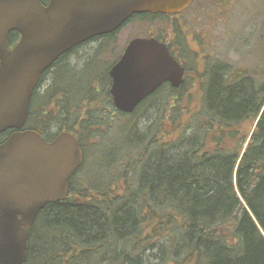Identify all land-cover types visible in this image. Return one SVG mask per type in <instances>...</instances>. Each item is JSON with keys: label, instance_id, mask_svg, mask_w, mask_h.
<instances>
[{"label": "trees", "instance_id": "16d2710c", "mask_svg": "<svg viewBox=\"0 0 264 264\" xmlns=\"http://www.w3.org/2000/svg\"><path fill=\"white\" fill-rule=\"evenodd\" d=\"M18 39L11 33L9 44ZM262 76L230 77L226 65L208 60L195 79L194 88H202L197 97H183L185 81L178 89L165 84L134 113L115 115L135 121L140 109L156 104L158 121L140 131L121 127L100 150L87 142L101 126L84 130V165L67 198L38 216L27 264H264V82L255 79ZM84 94L75 92L76 111L71 101L65 107L69 117H80ZM186 99L200 102L184 115ZM101 111L106 109L95 111L98 117ZM10 133L0 135V142Z\"/></svg>", "mask_w": 264, "mask_h": 264}, {"label": "water", "instance_id": "95a60500", "mask_svg": "<svg viewBox=\"0 0 264 264\" xmlns=\"http://www.w3.org/2000/svg\"><path fill=\"white\" fill-rule=\"evenodd\" d=\"M194 0H0V264H26L31 229L49 205L63 202L83 166L77 139L51 144L24 130L41 76L64 54L120 29L142 14L178 15ZM13 32L20 41L11 49ZM116 109L132 114L164 84L181 87L185 68L156 39H136L112 68Z\"/></svg>", "mask_w": 264, "mask_h": 264}, {"label": "rangeland", "instance_id": "374dc122", "mask_svg": "<svg viewBox=\"0 0 264 264\" xmlns=\"http://www.w3.org/2000/svg\"><path fill=\"white\" fill-rule=\"evenodd\" d=\"M178 23L182 24L179 28L180 36H183L184 32L187 39V45L185 44L178 54L188 69L183 97L188 94H196V97L202 94V88L195 89L194 83L198 76L201 78L205 73L208 60L226 65L230 77L246 72L250 75L256 72L264 73V0H209L207 3L192 6L179 19L132 20L116 35L114 53L103 56L104 63H112L130 41L147 38L151 34L166 36L167 28ZM255 79L260 83L264 82V76ZM105 88L104 84L99 94L96 91L95 94L88 93L92 97L101 98ZM73 99L74 96L71 95L70 101L76 111L77 103ZM199 102V99L182 100V114L192 113L194 106ZM156 106L153 104L147 112L140 109L135 121V117L119 119V116L103 111L107 121L112 120L114 125L109 129L102 122V130L93 132L92 141H88V145L91 149L100 150L114 141L119 128L131 124L132 130L137 127L140 131L148 126V122L158 121ZM89 152L90 150L87 153ZM94 155L95 153L91 154L92 157ZM80 177L84 178L82 175Z\"/></svg>", "mask_w": 264, "mask_h": 264}, {"label": "flooded vegetation", "instance_id": "af4514ba", "mask_svg": "<svg viewBox=\"0 0 264 264\" xmlns=\"http://www.w3.org/2000/svg\"><path fill=\"white\" fill-rule=\"evenodd\" d=\"M208 1L209 0H194L187 11L192 6L197 5L198 3L204 4ZM48 2L49 0L47 1V3ZM187 11H184L183 13L175 15L169 19H179L181 15H183ZM130 21H132V18H130L120 29L111 34L92 38L76 46L75 48L61 56L41 76L39 83L34 91L30 106L31 108L34 101L36 102L34 103V106H36V113L34 111L33 116L34 123L29 127L26 124L24 130H30L39 133L45 140V142L49 144L55 142L57 138L62 134L68 133L73 135L79 142L85 161L84 147H86V145L84 143V140H86L87 132H85L84 130L87 131V129H96L98 126L102 125V122H112V120H109L108 122L105 115L99 116V118L96 115L95 111H100L105 108L106 112L108 111L113 116L117 113V109L114 105L113 97L110 92L113 83L110 72L112 68L121 60L127 47L132 41H130V43L125 47L122 54L117 56L114 61H112V63H104L103 56H105L106 54L114 53L113 47L116 42V35L121 31V29H123L128 23H130ZM180 27H182V24L179 23L178 25H170V36L166 34L167 36L157 39L158 35H155V37L151 38H154L160 43L166 45L170 54L178 62H180L182 66H184L185 80L187 71L186 66L182 59L178 57V54L184 47V45H187V39L185 38L184 32L183 36H180ZM18 35V41L13 46H11V49H13L20 41V34L18 33ZM102 75H104V77H102ZM109 78L111 82L109 85H107L106 81ZM104 84H106V88L104 89V94H101L104 95L103 97L97 98L90 95L87 96L89 91H96V93L99 94L100 90L103 89ZM78 86H81V88L78 89ZM78 90H82L83 92H85V94L81 98L82 104L80 103V109L77 108L79 110L80 117H69L67 115L66 108H69L71 95L75 96V92H78ZM108 91L109 94H107ZM73 100H75V97ZM86 100L87 102L85 103ZM88 101L92 102L91 107H89L90 104L88 103ZM94 106H96V110L94 109V111L91 112L89 108L92 109L94 108ZM101 112L103 113V111ZM71 118L72 120H74V133L69 132L70 121H72ZM77 127L79 129L81 128L80 131L77 130ZM75 130L77 131V133L75 132ZM10 132L11 133L9 134V136L13 133V131ZM4 142H0V145ZM73 179L74 178H72L70 184L73 182Z\"/></svg>", "mask_w": 264, "mask_h": 264}]
</instances>
